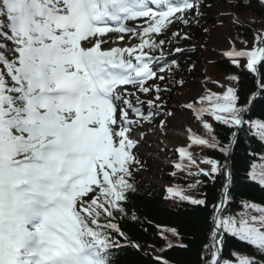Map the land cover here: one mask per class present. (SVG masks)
Listing matches in <instances>:
<instances>
[{"label": "snow or ice", "instance_id": "1", "mask_svg": "<svg viewBox=\"0 0 264 264\" xmlns=\"http://www.w3.org/2000/svg\"><path fill=\"white\" fill-rule=\"evenodd\" d=\"M227 3L233 24L244 26L236 13L253 8V0ZM256 3L264 11V0ZM211 7L210 0H0V264H115L116 252L125 249L148 255L122 221L138 219L127 205L146 165L140 144L148 132L163 134L180 110L192 114L200 131L187 130L188 144L175 150L172 167L192 178L187 188L197 194L171 185L165 199L206 213L197 264H264V203L244 201L239 215L229 207L239 134L264 147V120L246 118L264 99V25L251 47L230 40L222 56L239 73L214 81L221 91L205 87L168 107L170 94L186 85L182 73L195 69L189 51L207 47L201 42L166 53L173 40L189 42L194 34L172 28L202 27ZM111 34L138 42L103 47ZM242 77L250 78L246 98L238 88ZM193 146L222 159L198 161ZM242 179L264 188V166H250ZM217 182L212 202L197 191ZM167 231L187 239L176 228ZM233 238L251 254L231 250L225 257ZM191 243L168 242L160 252ZM151 264L173 261L162 254Z\"/></svg>", "mask_w": 264, "mask_h": 264}, {"label": "trees", "instance_id": "2", "mask_svg": "<svg viewBox=\"0 0 264 264\" xmlns=\"http://www.w3.org/2000/svg\"><path fill=\"white\" fill-rule=\"evenodd\" d=\"M212 3L211 9H209L205 17L200 21L202 27L188 28L193 34L191 41H181L176 44L173 40L171 46H165L166 48L188 46L189 44L198 45L200 41L207 42L215 40L218 36L215 34L218 28H223V34L228 43L231 39L247 40L249 41L248 47L252 46L254 32L264 25V11L259 10L256 0H253L254 7L251 9H245L237 12L240 20L244 21V26L237 27L233 24V19L229 12L227 0H210ZM225 13V15H220ZM254 19L256 23L248 26V22ZM183 26L176 24L175 27ZM203 28L210 30L209 34L203 33ZM239 43L237 47H241ZM191 50L192 48H185ZM167 53V52H166ZM212 53L209 50L197 47L195 52L189 51L188 56L195 62V69L189 73L185 71L182 75L186 79V85H191L196 79L203 77L207 73L205 68L207 63L211 66V71L215 72L222 78L226 79L229 74H238L239 70L230 64L229 60L222 59L218 55L210 57ZM208 56V60H205ZM185 60V66H187L186 57H179ZM211 86V85H209ZM250 87V78L242 77L241 82L238 85L240 89V95L242 98H246L248 95L247 89ZM151 98V97H149ZM173 102V93L168 97L169 104ZM163 118V117H160ZM251 119L264 120V99L258 98L255 105L251 108L249 117ZM188 121V119H187ZM171 123L170 118L168 125ZM195 123L193 117L189 118L186 125L191 126ZM218 131L228 135L226 128L219 127ZM199 132V131H198ZM184 142L188 143V140ZM194 158L198 161L208 158L222 159L220 154L216 151L208 149L201 150L198 146L192 147ZM255 153V155H253ZM172 155H176L174 152ZM264 147L256 139H248L244 133L239 134L238 144L233 148L232 159L230 164L233 165V171L238 173L235 177L234 184L231 190L232 203L230 204V211L233 214L239 215L244 209L241 208V204L244 201H251L255 203H264V188H262L256 182H246L242 179L245 173L249 170L250 166L255 165L256 170L259 171L264 166ZM202 167L204 165H201ZM165 173L159 175L162 180H166L173 185H179L184 187L186 191L195 195L197 192H192L187 188V185L193 183L191 177L185 172L174 169L172 166L167 165L164 167ZM175 171V176L172 173ZM139 185L137 194L131 197L127 207L131 213H135L138 217L137 220L128 219L126 222L122 221V226L132 240L140 243L148 253V255H140L130 249L123 251H117L115 255V264H151L152 257L155 255H165L173 261V264H197V252L201 249L204 242L203 239V222L206 216L205 212L192 211L188 204L177 205L170 199H165L166 193L154 186V184ZM220 189V182H217L214 186L209 183L206 186L199 188L198 192H205L208 194L209 201L212 202L218 198ZM176 228L181 237H187L185 240H180L178 243H189L190 247L187 250L181 248L169 249L166 253H161L160 249L166 247V243L169 239L174 237L167 231L168 229ZM161 233L167 236V241L162 238ZM247 251L251 254V249H245L237 239H229L227 246L224 249V255L227 257L229 251Z\"/></svg>", "mask_w": 264, "mask_h": 264}, {"label": "rangeland", "instance_id": "3", "mask_svg": "<svg viewBox=\"0 0 264 264\" xmlns=\"http://www.w3.org/2000/svg\"><path fill=\"white\" fill-rule=\"evenodd\" d=\"M224 28L225 27L218 28L216 30L215 34L218 36V38L215 40V42H205L207 45L206 50H209V52L212 53L210 57L214 56L215 54L223 57L222 53L229 45L223 34ZM172 31H175V29L172 28ZM182 31L186 32L185 29H183ZM105 39H108V37H105ZM125 42L129 44L136 43L133 40H128V37H125ZM125 42L118 41L117 36L115 34H111L109 42L105 43L104 47L108 48L112 44L122 45ZM208 58L209 57L206 56L205 59L208 60ZM205 72L207 73V75L205 76V80L206 77H209L212 80L211 86L206 85V83H201V79L198 78L191 85H185L184 87L176 88L174 90V102L171 104L173 109H175L178 105H183L192 97L202 94L206 86L207 88H211L213 91H221V89L218 88L213 82L220 81L221 83H224L225 79H222L221 76H219L215 72H212L211 66L208 63L206 65ZM189 117L190 112L186 111L182 113L180 111H176L175 116L171 117V124L169 125L170 127L164 129L163 134L162 131L158 129L147 133L145 139L142 141L138 149L140 157L146 161L144 170L139 172V174L135 177L136 181L139 184L148 185L149 183H152L157 188L167 187L168 183L161 180L158 175L163 173L162 167L164 163L173 164L177 161L175 159V161L173 159H170L167 153L171 151L176 152L175 150L177 148L181 147L182 145L186 146L188 144L187 142H182V140H187V137H184V135L187 136V130L189 128H191L195 132L200 131L196 122L191 126L186 125L189 121ZM190 151H192V154L194 153L192 149H190ZM178 241V238H173L169 239L167 243H178Z\"/></svg>", "mask_w": 264, "mask_h": 264}]
</instances>
